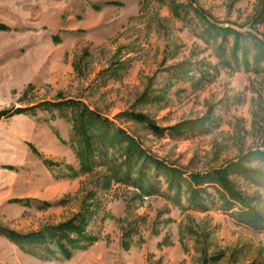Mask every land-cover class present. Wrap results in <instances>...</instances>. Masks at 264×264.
Returning <instances> with one entry per match:
<instances>
[{
    "label": "rangeland",
    "instance_id": "374dc122",
    "mask_svg": "<svg viewBox=\"0 0 264 264\" xmlns=\"http://www.w3.org/2000/svg\"><path fill=\"white\" fill-rule=\"evenodd\" d=\"M259 41L264 0H0V264H264Z\"/></svg>",
    "mask_w": 264,
    "mask_h": 264
},
{
    "label": "trees",
    "instance_id": "16d2710c",
    "mask_svg": "<svg viewBox=\"0 0 264 264\" xmlns=\"http://www.w3.org/2000/svg\"><path fill=\"white\" fill-rule=\"evenodd\" d=\"M215 29H217V28H215ZM221 32H223L224 34H234L235 36H236V38H237V43L239 42V40H240V37H241V34L240 33H237V32H234L233 30H231V31H229L228 29H219ZM227 31H229V32H227ZM256 46H257V49L259 48L260 49V51H259V57H260V60H262V59H264V42H261V41H259V42H256ZM255 46V47H256ZM20 111V110H19ZM22 111V110H21ZM137 119H138V121H140V122H143V123H146L147 125H149V127H151V129L153 130V132H155L156 134H159V135H161V134H163L164 133V129H162V128H159V127H157V126H155V125H153L151 122H149L144 116H142V115H137ZM223 174V173H222ZM206 179V178H205ZM205 179H203L202 181H201V183L202 184H206V183H208V181L207 182H205L206 180ZM205 180V181H204ZM200 182H198V183H196V185L199 187V185H201L202 186V184H201ZM217 183L225 190V191H227L229 194H231V197H232V199L234 200V201H236V202H239L240 204H242L243 206H245V207H249V205L247 204V202L244 200V198H241V197H239V196H237L236 194H234V193H232V191H230V188L228 187V184H227V182L225 181V178H224V176L223 175H221V173H218L217 174ZM193 190L194 191H198V189L196 190L195 188H193ZM193 191V192H194ZM198 199H199V197H198ZM198 199H194V203L199 207L200 205H203L202 203H203V200H198ZM245 217H248L250 220L249 221H252L251 220V214H249V213H247V214H245ZM255 220H257L256 218H255ZM74 223L73 222H67V223H65V224H63V225H59V226H56V227H53V228H51V229H49L47 232H39V233H37L36 234V237L34 236V235H32V236H28V235H20V234H17L15 231H12V230H8V234H7V236L14 242V243H16L19 247H21V248H24V249H27L29 246H35V245H39L40 243H44V242H42V241H44V240H40V239H46V235L47 236H51L53 239H56L55 241L58 243V242H62V241H64L65 239H64V237H63V240L61 239V237H62V235H65V231H66V229H67V227L69 228L70 227V230H73V231H79V228L77 227V226H75V225H73ZM5 231H6V229H5ZM33 237H35V238H39L40 237V239H36V241H33L32 240V238ZM39 240V241H38ZM37 242H39V244L37 243ZM27 246V247H26ZM63 245H61V247H62ZM65 248V247H64ZM66 251V250H65Z\"/></svg>",
    "mask_w": 264,
    "mask_h": 264
}]
</instances>
